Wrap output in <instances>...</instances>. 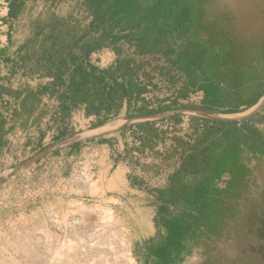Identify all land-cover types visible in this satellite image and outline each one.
<instances>
[{
	"label": "trees",
	"instance_id": "trees-1",
	"mask_svg": "<svg viewBox=\"0 0 264 264\" xmlns=\"http://www.w3.org/2000/svg\"><path fill=\"white\" fill-rule=\"evenodd\" d=\"M172 2L162 0L161 5L146 6L130 5L131 1L106 7L91 5L93 19L89 23H82L77 17L51 13L34 18L29 33L22 40L15 39L14 31H10L7 42L0 46V172L10 156L19 163L21 156L33 157L80 133L73 119L81 112L93 119L92 127H98L121 117L133 118L180 108L239 113L254 106L264 95V86L251 90L252 96L245 102L242 93L248 77L246 70L240 67L244 63L232 68L226 59L222 62L211 54L205 56L207 67L195 57L176 61L191 78L190 85H179L180 81H185L182 76L174 77L169 69L154 63L158 60L160 44L155 47L144 44L141 54H150L151 58L145 57L143 62L133 56L118 57L106 67L91 62L93 52L101 50L110 40H118L115 31L124 19L128 22L125 27L141 25L142 38H159L157 42H162L160 34L166 28L190 27L196 18L200 19L193 5H173ZM25 6L26 0H11L6 20H11L13 25L20 19ZM191 62L201 68L207 78L201 80L198 72L190 68ZM163 81L168 83L166 89L160 85ZM221 83H226L229 91L233 88L235 94L225 95L227 90H223L225 87ZM198 91L206 94L200 104L191 99ZM182 117L176 115L161 122L178 123ZM255 118L243 122L203 119L213 126H206L201 144L206 145L218 136L235 141L242 136L248 138L254 134L251 122ZM155 125V122L135 125L143 131L135 135L136 141L145 148H154L166 139V131ZM23 134L26 141L20 143ZM173 139L178 148H184V170L192 171L201 161L211 160L210 149L200 150L199 145H190L179 137ZM97 142L100 144L103 140ZM80 145L79 141L66 148L73 154L81 149ZM233 151L235 153L236 149L227 147L224 152L227 160L232 158ZM125 153L130 154L128 150ZM219 163L222 162L219 160ZM182 236L183 233L178 241Z\"/></svg>",
	"mask_w": 264,
	"mask_h": 264
},
{
	"label": "rangeland",
	"instance_id": "rangeland-1",
	"mask_svg": "<svg viewBox=\"0 0 264 264\" xmlns=\"http://www.w3.org/2000/svg\"><path fill=\"white\" fill-rule=\"evenodd\" d=\"M80 1L61 0L56 5L54 0H27L23 14L12 25L6 20L10 0H0V46L10 31L22 40L31 21L41 15L73 16L89 23L92 6ZM116 57L113 47H108L95 51L90 59L106 67ZM169 62L170 57L162 56L154 63L174 77H183ZM73 120L83 132L90 117L81 112ZM206 126L213 124L190 116L178 123L157 122L155 127L166 131V139L154 148L143 147L135 135H125V150L119 143L98 144L89 138L80 141L77 153H69L65 146L15 173L17 166L35 155L21 156L19 163L13 156L5 159L0 175L11 173L0 181V264H138L143 250L158 238L166 207L172 203L171 183L182 162V150L173 138L200 146ZM256 128L264 136L263 120ZM248 139L251 142V136ZM25 141L23 134L18 142ZM164 191L167 196L162 195Z\"/></svg>",
	"mask_w": 264,
	"mask_h": 264
},
{
	"label": "flooded vegetation",
	"instance_id": "flooded-vegetation-1",
	"mask_svg": "<svg viewBox=\"0 0 264 264\" xmlns=\"http://www.w3.org/2000/svg\"><path fill=\"white\" fill-rule=\"evenodd\" d=\"M54 1L57 5L61 0ZM129 1L130 5L146 6L161 5L162 0H81L80 5L106 7ZM172 4L193 5L200 19L190 27L166 28L160 34L162 42L148 36L149 43L141 36L143 26L125 27L128 22L124 19L115 31L118 40H110L101 50L113 47L118 57L133 56L143 62L145 57L151 58L150 54H141L145 43L151 47L160 44L158 57H170L169 63L183 74L185 81L179 85H190L191 78L176 61L195 57L207 67L205 56L211 54L222 62L226 59L232 68L244 63L240 66L248 77L243 85L244 100L252 96L251 90L264 85V0H173ZM190 68L201 80L207 78L193 62ZM221 86L229 91L226 83ZM233 90L224 94H235ZM205 95L198 91L192 102L200 104ZM262 120L264 112L251 122L257 134L251 135V142L246 136L236 141L218 136L220 139L212 138L199 146L200 150L210 149L211 160L201 161L192 171L184 170V148H180L182 162L171 183L172 203L166 207L158 238L143 250L138 264H264V136L256 128ZM228 146L236 149L229 160L224 153ZM162 195L167 196V192Z\"/></svg>",
	"mask_w": 264,
	"mask_h": 264
},
{
	"label": "water",
	"instance_id": "water-1",
	"mask_svg": "<svg viewBox=\"0 0 264 264\" xmlns=\"http://www.w3.org/2000/svg\"><path fill=\"white\" fill-rule=\"evenodd\" d=\"M264 112V95L260 98V100L251 108L248 110H245L243 112L239 113H221V112H209L199 109H186V108H180V109H174L162 113L152 114V115H145V116H137L133 118H126V119H120L115 120L110 123L104 124L102 126L89 129L86 131H83L81 133L75 134L72 137H69L61 142H58L49 148L41 151L37 155H35L33 158L28 160L27 162L17 166L12 172L15 173L19 171L24 166L38 161L42 159L43 157L65 147L69 146L71 144H74L76 142L94 138L101 136L103 134L109 133L111 131H114L116 129H119L125 125L129 124H138V123H146V122H160L162 120L168 119L170 117L176 116V115H192L201 117L203 119H208L212 121H222V122H243L252 118L257 117L259 114ZM11 173V172H10ZM10 173H5L0 175V181L6 179Z\"/></svg>",
	"mask_w": 264,
	"mask_h": 264
},
{
	"label": "crops",
	"instance_id": "crops-1",
	"mask_svg": "<svg viewBox=\"0 0 264 264\" xmlns=\"http://www.w3.org/2000/svg\"><path fill=\"white\" fill-rule=\"evenodd\" d=\"M91 62H92V60H91ZM92 63H94V62H92ZM95 65H97V64H95ZM199 118H201V117H199ZM120 119H126V118L125 117H121V118H118L116 120H120ZM201 120H203V118H201ZM205 120H208V119H205ZM113 121H115V120H113ZM209 121H212V120H209ZM110 122H112V121H110ZM110 122H108V123H110ZM92 123H93V119L90 118V121L87 123L88 125H86V127H85L86 129L85 130L96 128V127H92ZM148 123H154V122H146V123H138V124H148ZM155 123H157V122H155ZM105 124H107V123H105ZM135 125L136 124L125 125V126L119 128V129H116V130L111 131L109 133H106V134H103L101 136H98V139H96V140L102 139L103 142L107 143V145H111V143H113V142L119 143V145H122L124 150H125L126 149L125 145L127 143V142L124 141L125 135H128L130 137L131 135H136V134H140V133L143 132L141 127H137ZM146 127L149 128L148 126H146Z\"/></svg>",
	"mask_w": 264,
	"mask_h": 264
}]
</instances>
